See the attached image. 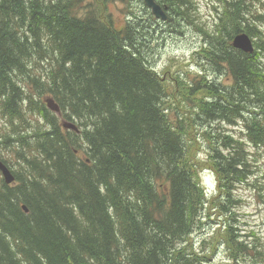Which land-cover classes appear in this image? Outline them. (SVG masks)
Returning <instances> with one entry per match:
<instances>
[{"label": "trees", "instance_id": "obj_1", "mask_svg": "<svg viewBox=\"0 0 264 264\" xmlns=\"http://www.w3.org/2000/svg\"><path fill=\"white\" fill-rule=\"evenodd\" d=\"M155 1L171 19L164 23L196 22L191 0ZM257 1L218 0L213 23L195 27L201 70L188 84L177 74L170 121L166 80L146 59L159 20L143 0H0V116L9 132L0 161L14 177L5 184L0 173V264H211L190 238L212 209L235 263L246 251L231 210L252 174L246 145L264 147ZM109 4L120 5L122 27ZM240 33L253 52L232 46ZM238 124L242 137L224 129ZM191 128L209 150L212 198L187 146Z\"/></svg>", "mask_w": 264, "mask_h": 264}, {"label": "rangeland", "instance_id": "obj_2", "mask_svg": "<svg viewBox=\"0 0 264 264\" xmlns=\"http://www.w3.org/2000/svg\"><path fill=\"white\" fill-rule=\"evenodd\" d=\"M191 1L195 6V12L193 13L194 21H196L194 22L195 25L187 22H181L179 25H168L156 19L159 22L153 30L156 36L154 40H150L148 43L152 46V49H149L151 55L146 56L148 64L158 73L161 79L166 80L167 103H169L167 108L170 121L174 119L175 113L178 112L177 101L179 97L176 95V89L174 88L176 87L174 79L178 77L177 74L180 73V78L185 80V84H188L198 79L197 71L201 70L200 63L196 61V54H198L197 51L202 44V40L195 27L202 24H205V27L211 25L216 17L215 9L219 6L218 0ZM255 5L257 12L263 15V22L259 28L263 31L264 36V0H258ZM119 8L120 5L109 4L108 10L112 14L116 26L121 25L122 27L124 15ZM165 71L167 73H164ZM212 76L216 80H222L218 75L212 74ZM201 77L205 81L208 80L207 74H203ZM25 88L30 93L36 94L34 87ZM192 105V100H188L187 106L181 110L185 118L187 117V109H191ZM33 116L37 117L34 114ZM60 124H62L61 121ZM240 127V124H238L236 126H224V129L237 137H242ZM7 134H9L7 124L0 116V136ZM185 137L188 147L192 143V160L201 167L200 169H203L199 181L204 188L205 195L207 198H212L216 193V178L209 167V150L204 145L203 138L196 133L194 128L188 130ZM246 148L252 155V174L247 182L237 186L235 191L237 202L235 208H231L236 220L235 223H232L236 230L235 233L240 235L239 242L246 247V251L237 255L235 263L231 261L230 250L224 242V236L226 232H229L226 231L224 218L215 209L206 210L201 218L200 229H197L190 238V245L196 252H204L210 256L211 264H264V258H260L256 254V251H259L264 257V147L256 148L251 144H247ZM0 157H8L6 149H0ZM222 230L225 232H222Z\"/></svg>", "mask_w": 264, "mask_h": 264}, {"label": "water", "instance_id": "obj_3", "mask_svg": "<svg viewBox=\"0 0 264 264\" xmlns=\"http://www.w3.org/2000/svg\"><path fill=\"white\" fill-rule=\"evenodd\" d=\"M143 1L144 4L151 10V13L155 17V19L162 22L171 21L170 17L167 16L166 11H164V9L158 3H156L155 0H143ZM232 46L236 49L243 51L244 53H251L254 50L252 39L249 38V36L245 33H240L235 35L232 40ZM44 102L46 103L47 108L51 112L56 113L58 116H60V109L52 98L49 97L45 98ZM61 122H62L61 125L64 129H70L78 132V129L72 123L63 120ZM0 173L2 175L5 184H11L12 182H14V177L10 169L2 161H0ZM23 209L25 212L27 211L25 208Z\"/></svg>", "mask_w": 264, "mask_h": 264}]
</instances>
